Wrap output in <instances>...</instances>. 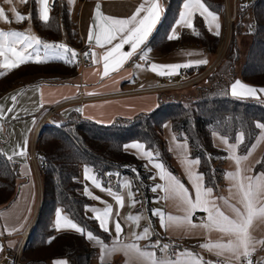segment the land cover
<instances>
[{
	"label": "trees",
	"instance_id": "obj_1",
	"mask_svg": "<svg viewBox=\"0 0 264 264\" xmlns=\"http://www.w3.org/2000/svg\"><path fill=\"white\" fill-rule=\"evenodd\" d=\"M161 1L165 11L144 48L151 47L162 54L178 48L203 49L209 61L214 59L221 37L211 33L199 15L194 23L195 32L191 29L184 31L178 39L167 38L179 19L185 0ZM203 1L218 15L224 13L225 0ZM245 1L238 3L228 51L216 70L188 88L160 93L159 106L153 112L131 119L118 118L111 125L96 123L75 112L59 124L47 123L43 126L36 141L38 162L46 164L42 174V202L34 228L21 253L20 264H53V261L61 259L68 260L70 264H99L98 248L93 247L86 235L59 232L54 224L57 210L63 209L73 222L91 231L104 243L111 241L109 234L85 210V206L93 205L91 198L84 193L85 166L92 167L103 182L110 172L131 177L139 200L144 202L147 212L152 215L154 173L142 160L125 150L131 142L143 143L145 149L152 151L170 173L186 184L163 137V127L167 122L172 124L178 140L187 138L191 158H199V172L204 176L205 187H212L217 197L226 195L227 152L215 147L213 132L226 135L233 143L234 137L245 131V143L238 147L242 156L258 137L259 129L255 128V123L264 122L263 99H237L228 94L230 85L236 80L264 88V0H248L246 7ZM27 3L31 7L32 23L42 41L57 43L63 32L69 43L81 47L76 25L63 4L54 3L49 21L45 24L38 18L36 3L33 0ZM249 11L253 20L246 26L244 17ZM240 35H249L252 40L238 70ZM209 64L198 67L205 71ZM222 64L229 66L227 74L217 71ZM79 74L74 60L72 63L59 60L45 64L28 62L2 72L0 99L17 88L24 90L32 85L66 82ZM3 145L0 142V210L14 202L20 185V167L6 159ZM255 171L264 172V153ZM52 237L55 239L48 243Z\"/></svg>",
	"mask_w": 264,
	"mask_h": 264
},
{
	"label": "crops",
	"instance_id": "obj_2",
	"mask_svg": "<svg viewBox=\"0 0 264 264\" xmlns=\"http://www.w3.org/2000/svg\"><path fill=\"white\" fill-rule=\"evenodd\" d=\"M33 1L35 2V0ZM56 1L63 4L67 8L71 20L76 25L81 41V47L92 48L99 51L101 55V64L82 72L79 71V76L69 79L66 82H48L44 84L32 85L24 90L22 88H17L0 99V110L3 112L2 118H0V142L4 143L3 150L5 155H12L14 151L23 146L24 140L28 141L27 155L25 157L14 156L12 161L13 163H17L20 167V185L17 197L11 205L0 210V245H3V250L0 251V264H13L16 254L23 251L39 214L42 202V177L40 176L38 178L37 161L33 159V154L36 155V141L40 131L42 130L39 129V127L46 110L60 106L55 115L59 114L62 120H65L72 113L76 112L85 119L92 120L102 125H111L118 118L131 119L142 113L153 112L159 106L160 93L151 92L149 90L156 87L157 83L161 79L170 78L173 80H179L183 73H192L195 67L205 65L195 64L196 61L201 59H206L208 61L207 63H210L207 69H205V72L209 70L214 72L216 70V68L214 69V59L210 58L209 61V57L205 54L203 49L178 48L168 54H162L153 50L151 47H148L150 49L147 53L149 64L183 65L190 63L193 66L181 67L175 73L160 75L158 71H152L149 64L146 66L143 63V60L140 59L138 52L133 55L131 59L126 61L122 67L118 68L117 71L113 72L110 70L109 76L102 78L104 64L103 54L106 48H110L111 45H106L105 48L97 46L95 44V32L92 43L89 44L88 42L90 26L98 23L95 14L97 5L100 6V10L104 15L123 19L130 18L134 14L137 7L143 3V0H75L74 3H70L69 0H49V17ZM239 1L240 0H225V11L223 14L218 15L220 24L219 36L221 37V40L225 37L227 32L228 19L231 17L236 18L237 16V6ZM160 2L164 7L163 2L161 0ZM13 6L17 11L25 10L27 15L28 11H31L29 3H20L19 7H17L18 3H16V0H14L13 5L4 3V0H0V7L5 9L9 19L15 18L9 14L11 13L10 9ZM36 6L37 10H39V5L37 3ZM182 11L183 5L181 7V12ZM141 15H143V13ZM197 16L198 14H196L193 18L194 23ZM159 23L160 21L153 29V32L148 38L146 44L156 31ZM4 24L8 25L9 30H13V23L9 25V23L0 21V26ZM20 25L21 23H18L16 27H19ZM172 30H174L178 37H180L184 31L191 29L180 26L178 19ZM95 31H98V29ZM210 32L216 35L215 30ZM62 34V37H66L63 32ZM35 35L38 36L36 30ZM117 42L118 40L113 41V43ZM144 47L145 45H142L141 49L143 50ZM129 50V45H124L122 51L126 52ZM2 61L3 58L0 57V62ZM138 63L143 67L140 69L136 68L135 65ZM228 67L229 66L227 64H222L217 71L227 74ZM4 69L5 68H0V71ZM6 70L9 69H5L4 71ZM88 93L93 94L89 95ZM259 95L261 99L264 100V93ZM13 96L17 97L15 101L12 100ZM9 108L13 109V111H7ZM41 113L42 117L39 118ZM55 115H53L51 120L54 119ZM33 121H35V124H33ZM52 122V124H59L55 120ZM220 136V134L213 136V144L216 148L224 150L228 153L227 174L234 173L237 171V165L235 161L231 159L232 153L229 152L226 146L221 142ZM163 137L166 140L169 150L173 155L180 172L186 180V184H183L187 187L194 200L195 192L193 185L190 182L185 164V159H195L190 156L189 145L187 143L186 149L177 146L178 142L182 143L183 141L177 139L170 122L165 123L163 127ZM173 137H175V140ZM229 143L231 142L229 141ZM251 148L252 151L248 155V159L242 161L239 165V170L241 171L242 176H255L256 173H258L255 171V167L261 160L264 153V140H260L258 136ZM125 150L135 155L139 160H142L145 166L149 170L153 171L154 176H156V179H152V183L154 185L164 184V181L160 180L157 176V170L152 167L147 158L142 156V153L137 152L132 148H125ZM236 154L239 155L238 148L236 150ZM87 167L93 169L90 166ZM249 169H251V171H249ZM194 171L200 173L199 165L194 166ZM94 173L96 174L97 179L101 180L105 186L103 180L95 171ZM227 174L225 176L227 193L223 198L228 199L231 204H235L237 207H240L238 197L235 195L236 189L233 187L234 182L227 179ZM84 177L85 173L83 175L84 193L85 186H87L89 191H91L95 196L101 198V201L111 204L113 206V218L119 220L124 229V232L119 238L120 243L116 245L118 250L115 252L104 253L103 264H114L115 261H119V264H149L148 261L139 257L134 251L125 248V245L132 243L137 244L141 250L155 251L158 258L163 256L170 257L174 252H183L184 250H188L189 252L201 257L204 262L211 261L212 264H216V260L218 258H224L237 262L230 252L225 251L223 255H217L218 250L213 249L210 251L201 247L203 244H214L217 242L227 243L230 237L216 229L192 227V224L184 222V217L188 216L187 206L175 195L165 193L160 189L153 192L155 197L152 199L151 203L152 212L159 209L165 214V216L171 215L179 218L175 222H166V228H162L160 218L154 215H149L144 202L139 200V193H137L131 177L119 176V184L116 187V191L125 196V206L122 209H119L118 215V206L115 204L113 198L108 196L106 192L96 189L89 181L85 180ZM125 181H131L130 189L123 188ZM230 189L231 191H229ZM128 191L135 194L134 198L136 201H139V203H136L134 206L131 204L127 195ZM211 198L216 199V203L221 206V209L226 215L234 218V214L231 209L223 203V200L218 199L219 197L215 195L214 190ZM91 200L93 201V205L91 207L100 208L101 210L106 207V204L101 201L94 199ZM89 214L91 216L94 215L92 212H89ZM136 215H142L143 217L139 221L138 227L134 222L127 219L129 216L135 217ZM190 220L192 223L199 225L202 221L206 220V213L197 210L190 216ZM108 226L110 229L112 228L111 222ZM145 227H148L152 233L150 238L138 241L135 240L131 233L135 232L139 234ZM65 231L75 232V230L71 229L59 230V232ZM250 232L257 239H264V220H254L253 225L250 228ZM23 235H25V238H23ZM114 238L115 234L113 233L111 241L104 244H107L109 248H111L113 246L112 240ZM166 239L175 240L177 242V247L173 249L169 246L167 253H163L159 249L149 247V245L157 241H159V244L162 247L163 245H166L164 243ZM92 244L93 247L98 248V263L101 264L102 248L95 242H92ZM256 252L258 253V261L264 262V248H258ZM65 261H67V264H70L68 260Z\"/></svg>",
	"mask_w": 264,
	"mask_h": 264
},
{
	"label": "snow or ice",
	"instance_id": "obj_3",
	"mask_svg": "<svg viewBox=\"0 0 264 264\" xmlns=\"http://www.w3.org/2000/svg\"><path fill=\"white\" fill-rule=\"evenodd\" d=\"M20 3H27L28 0H19ZM39 5L38 18L45 24L49 21V0H35ZM70 3H74L75 0H69ZM4 3L9 5L14 4V0H4ZM11 12L14 14L16 23L23 22L26 19H31V14L27 16L19 13L16 8L11 7ZM165 11L160 0H143L134 14L130 18H113L104 15L100 6L97 5L95 9L96 20L98 23L90 26L88 42L92 43L95 32V44L101 48H105L106 45H111L110 48H106L103 54V77H107L111 71H117L118 68L122 67L123 64L131 59L133 55L139 52V57L149 64L147 53L150 51L149 48L141 49L142 45H146V42L156 27L157 23L160 21L162 13ZM143 13V15H141ZM198 14L205 21L209 31L215 30V34L219 36V16L218 14L210 9L203 0H185L183 3V11L179 14V25L192 29L195 32L193 18ZM0 21L4 23H12L3 7H0ZM98 29V31H95ZM198 35V33H196ZM169 40L178 39V35L174 30L171 31L170 35L167 37ZM113 43V41H117ZM124 45H129V51H122ZM41 49L43 50V55H41ZM77 53L67 47L63 43H49L42 41L39 37L32 35L27 32L22 31H4L0 29V57L3 61L0 62V68L14 69L22 64L28 62H34L36 64H45L51 61H64L65 63H72ZM86 57L89 53L84 54ZM93 58L95 53L92 52ZM206 59H201L195 62L196 65L207 64ZM93 63H96L93 59ZM193 66L192 64H176V65H157L156 63H150L149 67L152 71L160 75L175 73L181 67ZM136 68L140 69L143 66L141 64H136ZM167 70V71H166ZM261 93H264V88L257 89L253 86H247L239 80H236L230 85L229 93L232 97L237 99L246 97H255L260 99ZM92 95L93 93H88ZM16 96L12 97V100H16ZM7 111L11 112L13 109L9 108ZM3 112L0 110V118H2ZM35 124V121H33ZM255 128L259 129V139L264 140V122H256ZM217 133L214 131L213 136ZM175 140V137H173ZM246 133L245 131H240L235 137L234 142L229 143V138L224 135L220 136L221 142L226 146L227 150L232 153L231 159H233L237 165V171L234 173H228L227 179L233 181V187L236 189L235 195L238 197V203L240 207L235 204H231L228 199L219 197L218 199L223 200V203L227 205L234 218L226 215L221 209V206L216 203V199L211 198L213 194L212 187H205L203 180V174L194 171V166L199 165V158L188 160L185 159V164L187 168V173L190 178V182L193 185L195 192V199L193 200L187 187L179 181L172 173L168 172L162 162H158L154 153L150 150H145V145L143 143H131L126 145L125 148L135 149L137 152L142 153V156L147 158L149 163L153 168L157 170V176L160 180L164 181V184L154 185L152 188L153 192L158 189L178 197L186 206L188 216L184 217V222L192 224V227H204L209 229H216L222 233L227 234L230 239L227 243H214V244H203L201 247L208 250L216 249L217 255H223L225 251L230 252L232 256L237 261V264H254L253 255L258 248H264V239H257L254 237L250 228L253 225L254 220H264V172H258L255 176L253 175H241L239 170V165L242 161L248 159V155L251 153L252 148L248 149L245 155H237V148L245 143ZM27 144L28 141L24 140L23 146L19 147L18 150L14 151L12 155H7L6 159L8 161H13L14 156L25 157L27 155ZM178 147L185 148L187 146V138H183V142H178ZM251 171V169H249ZM85 180L89 181L96 189L113 198L115 204L118 206L117 215L119 209L125 206V196L120 192L114 190L111 186L105 187L101 180L97 179L96 174L93 169L85 166L84 168ZM111 175V174H108ZM117 177L119 174L117 173ZM156 179V176L152 177ZM123 188L130 189L131 181H125ZM231 191V189L229 190ZM85 194L91 199L101 201L100 197L95 196L88 187L85 186ZM131 204L134 206L139 201H136L135 194L131 191L127 193ZM106 204L102 210L100 208L85 206V210L92 212L94 215L91 217L99 223V227L108 233L111 237L113 233L115 238L112 240L113 246L109 248L107 244L97 236H95L91 231H87L85 228L79 226L77 223L73 222L68 215L63 214V209H59L56 212L55 228L57 231L61 229H71L75 232L86 235L87 240L95 242L102 248L101 264L104 262V253L115 252L118 249L116 245L120 243V236L124 232V229L119 222V220L113 218V206L107 204L105 201H101ZM200 210L206 213V220L202 221L201 224L197 225L192 223L190 216L194 214L195 211ZM152 215L160 218V223L162 228H166V222H175L179 218L173 217L171 215L165 216V214L157 209L152 212ZM142 215H136L135 217L129 216L127 219L134 222L137 227L139 226V221L142 219ZM111 222L112 228H109V223ZM10 234V233H9ZM131 235L135 240L148 239L152 235L150 229L145 227L143 231L139 234L132 232ZM55 239L52 237L49 239ZM150 248L159 249L163 253H167L169 245L159 244V241L149 245ZM134 251L139 257H142L149 264H212L211 261L204 262L203 259L188 250L183 252H174L170 257L163 256L157 257L155 251L141 250L139 246L135 243L125 245ZM3 250V245H0V251ZM184 258V259H182ZM53 264H67L65 260H56ZM226 264H231V260L226 261ZM256 264H264V262L257 261Z\"/></svg>",
	"mask_w": 264,
	"mask_h": 264
},
{
	"label": "built area",
	"instance_id": "obj_4",
	"mask_svg": "<svg viewBox=\"0 0 264 264\" xmlns=\"http://www.w3.org/2000/svg\"><path fill=\"white\" fill-rule=\"evenodd\" d=\"M247 5H248V3L245 2L244 6L246 7ZM234 20H235V17L229 18V21L232 23ZM62 39L64 42L63 44H65L67 47L73 49L77 53V56L75 58H73V60H74L76 67L79 71L82 72L86 69H90V68L96 67V66L101 64V55H100L99 51L92 49V48H84V47L74 46L68 42L66 37H62ZM226 50H227V45H224V48L221 51V57L222 58H223ZM86 52L89 53V55L87 57L84 55ZM92 52L95 53L94 58L92 56ZM69 56H71L70 53H69ZM93 59H95L96 63H93ZM143 63L145 64L144 61H143ZM218 64H219V62L215 63L214 69L216 68V66ZM145 65L147 66V64H145ZM211 72H212V70L205 72V71H201V69L199 67H195L194 71L192 73H188V72L183 73L179 80H173L170 78L161 79L157 83L156 87L152 88L149 91L156 92V93H162V92H169V91L185 89V88H188L192 85H195L198 82H200L201 80L205 79ZM59 108H60V106H56V107H53L52 109L46 110L45 114L43 115V117L41 119L39 129H42L46 123H49V124L53 123L51 118L53 117V115H55L58 112ZM35 141H36V139H35ZM36 155L33 154V159L37 161V166H38L37 172H38V178H39L40 176L42 177V174H43L44 170L46 169V164L39 163ZM108 174H111V175H108ZM108 174L106 175V180L104 182L105 187L111 186L114 190H116V187L119 184V177H117L116 172H110ZM23 238H25V235H23ZM164 243L166 245H169L172 248H175L177 246V242L175 240H172V239H166L164 241ZM21 253H22V251H20L16 254V257L14 258L13 264H20ZM252 259H253L254 264H256V262L258 261V253L257 252L254 253ZM226 261H228V259L218 258L216 260V264H226ZM231 264H237V262L231 260Z\"/></svg>",
	"mask_w": 264,
	"mask_h": 264
},
{
	"label": "rangeland",
	"instance_id": "obj_5",
	"mask_svg": "<svg viewBox=\"0 0 264 264\" xmlns=\"http://www.w3.org/2000/svg\"><path fill=\"white\" fill-rule=\"evenodd\" d=\"M252 0H250V2H251ZM245 2H247V1H245ZM244 2V3H245ZM249 2V3H250ZM16 3H18V6L17 7H19V0H16ZM248 3V2H247ZM28 8V7H27ZM19 13H21V14H24V15H26L27 16V12L25 11V10H21V11H18ZM11 16H14V14L11 12V13H9ZM28 14H31V11H28ZM236 19V18H235ZM10 20H13V30H9V27H8V25H6V24H4V25H1L0 26V29H2V30H4V31H22V32H27V33H30V34H32V35H35V29H34V25H33V23H32V20L30 19H26V20H24L23 22H20L21 23V25L19 26V27H16V25L18 24V23H16V22H14L15 21V18H13V19H10ZM252 20H253V14H252V12H248L246 15H245V17H244V24L246 25V26H248L249 24H251L252 23ZM234 22V21H233ZM228 24V28H227V32H226V34H225V37L222 39V41H221V45H220V47H219V49H218V51H217V53H216V55H215V57H214V61H215V63L217 62H221L223 59H224V57H225V55H226V53H227V51H228V47H229V44H230V40H231V33H232V25H231V23L232 22H230L229 21V19H228V22H227ZM233 24V23H232ZM9 25H11V23H9ZM36 36V35H35ZM38 37V36H37ZM251 36H249V35H240L239 36V48H240V55H241V59H240V62H239V64H238V70L241 68V66H242V64H243V62H244V59H245V57H246V54H247V52H248V49H249V47H250V45H251ZM57 43H64L63 42V39H60ZM224 45H227V50H226V52H225V54H224V56H223V58L221 57V51L223 50V48H224ZM41 55H43V50L41 49ZM218 66V65H217ZM217 66H216V68H217ZM5 70V69H4ZM4 70H1L0 71V75L2 74V72L4 71ZM211 74V73H210ZM209 74V75H210ZM42 117V113L39 115V118H41ZM56 121L57 123H60L61 121H62V119H61V117H60V115L59 114H57V115H55L54 116V119L52 120V121ZM6 131V130H5ZM7 132H8V129H7ZM7 134V133H6ZM227 157H228V153H227ZM228 169V168H227ZM138 193V192H137ZM114 264H119V261H115V263Z\"/></svg>",
	"mask_w": 264,
	"mask_h": 264
}]
</instances>
